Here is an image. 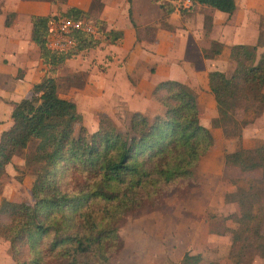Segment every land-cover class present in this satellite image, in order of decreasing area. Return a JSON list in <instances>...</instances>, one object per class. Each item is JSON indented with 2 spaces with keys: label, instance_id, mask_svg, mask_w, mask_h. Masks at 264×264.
Masks as SVG:
<instances>
[{
  "label": "trees",
  "instance_id": "obj_1",
  "mask_svg": "<svg viewBox=\"0 0 264 264\" xmlns=\"http://www.w3.org/2000/svg\"><path fill=\"white\" fill-rule=\"evenodd\" d=\"M191 2L227 14L235 7L233 0ZM162 7L169 12L176 5ZM12 15H5V26ZM83 15L71 6L59 15L30 17V41L47 72L54 73L66 59L102 40L114 43L120 39V32L106 31L100 21L93 20L97 39L76 32L75 43L67 51L46 47L49 19ZM262 36L264 33L258 34L254 45L230 47L234 67L229 77L217 70L207 74L216 107L212 124L226 136L230 128L237 132L238 110L253 108L256 115L264 108ZM212 46L215 53L219 51L218 45ZM257 47L263 50L255 59ZM151 95L161 107L160 114L148 118L132 112L127 129L121 132L99 113L97 127L88 139L74 135L82 116L73 99L58 95L52 76L32 84L28 97L12 103L11 124L0 132V179L11 157L34 140V149L25 162L39 163L29 188L31 204L0 198V216L6 214L9 219L0 223V237L7 242L14 264H106L109 255L122 245L116 231L120 218L132 211L154 210L167 192L183 189L188 182L196 184L194 170L213 138L199 121L201 113L194 93L184 83L166 79L154 85ZM223 164L242 174L258 173L245 188H236L232 197L236 211L222 219L226 224L220 233L229 237L227 256L237 264L249 253L264 257V144L228 152ZM174 264L219 262H202L199 254L185 252Z\"/></svg>",
  "mask_w": 264,
  "mask_h": 264
},
{
  "label": "crops",
  "instance_id": "obj_2",
  "mask_svg": "<svg viewBox=\"0 0 264 264\" xmlns=\"http://www.w3.org/2000/svg\"><path fill=\"white\" fill-rule=\"evenodd\" d=\"M95 2L92 10V0H67L69 7L84 14L90 12L92 20L82 17L88 23L98 20L106 31L120 32V39L114 43L102 40L86 50L88 61H81L84 58L80 56H74L75 61L66 59L52 73L56 84L61 74L73 75L79 70L86 82L74 89L71 81L69 84V75L65 78L67 89L58 95L73 99L82 119L79 110L82 100L90 107L99 102L98 110L108 115L114 112L121 115L114 104L122 102L131 113L137 111L149 117L161 111L151 95L154 85L166 79L176 80L194 93L201 113L200 123L214 138L217 131H212L208 122L216 116V111L207 86V73L231 72L230 47L257 42L258 34L264 33V0H233L235 7L231 14L198 3L187 9L176 6L165 11L161 4L176 5L173 0ZM57 8L58 4L46 0H0V132L11 124L12 103L28 97L32 84L50 73L30 41V17L53 15ZM7 13L14 16L5 26ZM211 45H218L219 51L215 53ZM63 68L65 73L61 71ZM115 86L123 91L110 92ZM86 110L93 113L97 108Z\"/></svg>",
  "mask_w": 264,
  "mask_h": 264
},
{
  "label": "rangeland",
  "instance_id": "obj_3",
  "mask_svg": "<svg viewBox=\"0 0 264 264\" xmlns=\"http://www.w3.org/2000/svg\"><path fill=\"white\" fill-rule=\"evenodd\" d=\"M46 1L58 4L59 8H57L56 15L61 13V8L69 7L67 0ZM95 1L92 0L91 5H94ZM91 9L94 10L95 5ZM83 17L88 21L92 20L88 11ZM12 18L13 15L9 16V21ZM262 40H264L263 36L259 41ZM213 48L215 47L212 46ZM262 50L263 47L256 49L255 59ZM85 52L86 50L75 53L71 57L72 61L76 60L73 58L74 56L83 57L84 59L81 61H88L89 56H85ZM230 61L233 65V61L231 59ZM61 71L64 72V68ZM56 73L60 75L59 71ZM70 73L58 76L57 91L59 94L60 92L64 94L68 81L69 84L71 81L74 85L71 86L72 88L76 85L79 88L80 84L86 82L85 75L81 70L73 75ZM230 73V71L223 72L227 77ZM47 75L52 76V73ZM69 75H71L70 80L67 81L65 78H69ZM112 89L113 92L123 91L122 87L115 86L110 89V92ZM262 92L264 93V88ZM98 103L95 102L93 107H90L85 100L79 102V110H82L84 118L80 125L74 128L75 136L79 135L88 139V135L96 129L97 114L103 113L98 110L101 109ZM135 105L131 104V106ZM114 106L115 110L121 111V115H117L115 112L113 115L103 114L117 130L123 132L128 126L130 109L125 108L126 105L122 102H118ZM91 108H97V111L86 112V109ZM252 109L238 110L236 114L239 117L238 121L236 120L238 124L235 126L237 132L232 131L231 125L226 124L227 128L231 129L229 130L231 133H228L229 136L224 135L220 127L212 124L213 118L208 122L211 130L217 132L213 134L212 146L194 170L196 184L188 182L183 189L175 188L167 192L160 205L154 210L132 211L120 218L116 223V231L122 245L118 252L109 255L106 264H174L185 252L199 254L202 262L217 260L219 264H237L235 259L227 256L229 237L226 233H220L224 231L223 226L226 224L222 219L227 214L236 211L232 199L236 188H245L246 183L251 180L250 178H256L258 173L242 174L236 168L225 166L223 156L239 147L252 149L264 144V108H261L256 115L253 114V111L257 110ZM160 113L161 111L156 114ZM154 115L155 113L148 118H152ZM242 121L247 122L245 125H239ZM82 128L83 130H81ZM34 145L35 140L17 153L12 158L11 163L7 165L5 173L0 179V195L1 192L3 193L0 198L3 197L9 201H22L26 204L32 203L29 188L39 163L27 164L25 159L33 151ZM8 221V215L2 214L0 216V223L6 224ZM251 237L249 235V238ZM245 257L241 264H264V257L255 252L249 253ZM0 264H14L7 252V242L1 237Z\"/></svg>",
  "mask_w": 264,
  "mask_h": 264
},
{
  "label": "built area",
  "instance_id": "obj_4",
  "mask_svg": "<svg viewBox=\"0 0 264 264\" xmlns=\"http://www.w3.org/2000/svg\"><path fill=\"white\" fill-rule=\"evenodd\" d=\"M173 1L181 9L189 8L192 3L191 0ZM76 32H82L97 39L95 27L84 18L53 17L47 23L45 45L50 50L67 51L75 43L73 34Z\"/></svg>",
  "mask_w": 264,
  "mask_h": 264
}]
</instances>
